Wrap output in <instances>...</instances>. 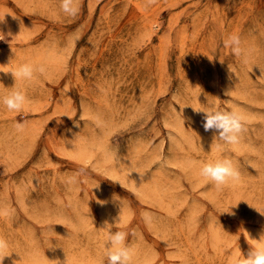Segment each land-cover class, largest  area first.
I'll return each mask as SVG.
<instances>
[{
  "label": "rangeland",
  "instance_id": "obj_1",
  "mask_svg": "<svg viewBox=\"0 0 264 264\" xmlns=\"http://www.w3.org/2000/svg\"><path fill=\"white\" fill-rule=\"evenodd\" d=\"M77 3L0 0V95L27 97L0 106V264H107L106 223L133 264H237L264 236V0ZM26 62L45 71L15 82ZM210 108L245 118L238 144ZM217 159L240 173L219 189Z\"/></svg>",
  "mask_w": 264,
  "mask_h": 264
},
{
  "label": "clouds",
  "instance_id": "obj_2",
  "mask_svg": "<svg viewBox=\"0 0 264 264\" xmlns=\"http://www.w3.org/2000/svg\"><path fill=\"white\" fill-rule=\"evenodd\" d=\"M79 12L77 0H59V13L68 17H74ZM5 17V15H4ZM0 19V22L4 21ZM2 33V32H0ZM225 47L231 52L246 60V50L243 46L239 34H229L224 41ZM0 71H3L0 69ZM45 71L42 65L32 63H22L11 72L15 82L17 80L31 82L37 72ZM27 103L25 93L16 88L15 84L6 95H0V106L6 108L9 112L21 111ZM205 113V130H215L214 140H219L223 144L235 145L240 142L241 133L244 130L245 118L236 110L223 111L215 108L208 110H197ZM199 176L204 180L212 183L215 187L223 188L224 186L234 183L239 179L240 173L238 168L226 159H217L214 161L201 162L199 165ZM11 210L7 207L0 206V216H9ZM119 219V215L116 220ZM116 222V221H115ZM107 236L104 247L107 249V264H133L134 252L126 244L127 234L123 231H113L107 227ZM253 244L243 260H237V264H264V236ZM7 246V241L0 237V249Z\"/></svg>",
  "mask_w": 264,
  "mask_h": 264
},
{
  "label": "bare ground",
  "instance_id": "obj_3",
  "mask_svg": "<svg viewBox=\"0 0 264 264\" xmlns=\"http://www.w3.org/2000/svg\"><path fill=\"white\" fill-rule=\"evenodd\" d=\"M55 256V255H54ZM54 256H52V257H54ZM49 260H50V258H48ZM53 260V259H52Z\"/></svg>",
  "mask_w": 264,
  "mask_h": 264
}]
</instances>
